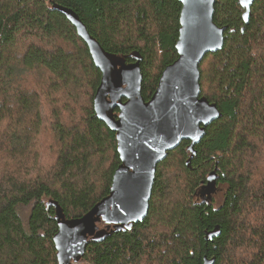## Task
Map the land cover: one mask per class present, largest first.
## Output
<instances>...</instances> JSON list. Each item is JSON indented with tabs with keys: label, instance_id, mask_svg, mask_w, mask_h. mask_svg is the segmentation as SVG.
Here are the masks:
<instances>
[{
	"label": "trees",
	"instance_id": "1",
	"mask_svg": "<svg viewBox=\"0 0 264 264\" xmlns=\"http://www.w3.org/2000/svg\"><path fill=\"white\" fill-rule=\"evenodd\" d=\"M181 11L180 0H0V264H60V222L107 196L121 164L81 30L116 59H142L149 100L179 56ZM214 20L225 43L200 82L221 116L159 163L146 219L99 222L80 264H264V0H217Z\"/></svg>",
	"mask_w": 264,
	"mask_h": 264
},
{
	"label": "water",
	"instance_id": "2",
	"mask_svg": "<svg viewBox=\"0 0 264 264\" xmlns=\"http://www.w3.org/2000/svg\"><path fill=\"white\" fill-rule=\"evenodd\" d=\"M180 2L179 56L165 67L149 100L142 95V59L132 63L116 59L81 30L102 73L95 110L117 132L121 164L107 196L76 221L60 222L54 238L60 264H80L90 237L101 232L99 222L128 226L144 221L159 163L184 140H190L194 149L207 127L221 116L216 103L202 95L200 82L202 61L225 43L226 27L214 20L217 0Z\"/></svg>",
	"mask_w": 264,
	"mask_h": 264
},
{
	"label": "flooded vegetation",
	"instance_id": "3",
	"mask_svg": "<svg viewBox=\"0 0 264 264\" xmlns=\"http://www.w3.org/2000/svg\"><path fill=\"white\" fill-rule=\"evenodd\" d=\"M116 109H118V108H116ZM116 109H115V110H116ZM118 112H119V111H118Z\"/></svg>",
	"mask_w": 264,
	"mask_h": 264
}]
</instances>
